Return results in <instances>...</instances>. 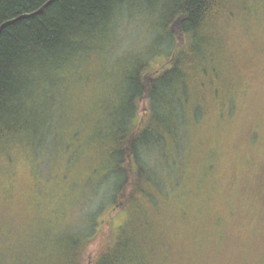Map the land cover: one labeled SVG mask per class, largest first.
Returning <instances> with one entry per match:
<instances>
[{
    "label": "trees",
    "instance_id": "16d2710c",
    "mask_svg": "<svg viewBox=\"0 0 264 264\" xmlns=\"http://www.w3.org/2000/svg\"><path fill=\"white\" fill-rule=\"evenodd\" d=\"M46 1L0 0V25L37 11ZM246 8L251 13L249 0H171L166 4L156 0H54L40 14L18 20L1 31L0 264H49L47 258L55 243L40 246L43 243L37 238L30 240L36 237L31 229V216L25 204L9 195L1 182L6 166L17 162L23 150L36 148L43 141L51 99L38 103V97L44 96L49 85L59 83L56 70L65 68L77 52L84 48L98 49L104 39L110 38L119 18L125 13L133 16V12L142 11L159 22L152 29L162 30L170 43L168 48L190 52L182 58L167 56L158 69L150 72L148 84L127 95L130 111L138 110L137 103L147 99L150 110L147 118L158 124L145 129L136 125L122 133L113 151L117 163L111 171L120 174L122 157L135 156L138 141L145 143L151 141L149 137H155L158 142L164 141L168 150L177 146L179 120L181 124L197 126L230 122L234 118L239 123L229 142L232 167L225 173V192L211 201V212L206 218L209 228L201 230L204 232L198 237L193 236L190 228L181 227L156 175L144 168L132 176L120 174L106 225L120 210L133 209L145 225L152 217L153 223L169 228V238L174 240V249H169L168 238L158 248L163 259L176 257L175 262L169 259L167 264H264V147H259L264 136L253 129L255 124L251 129L249 123L256 118L262 121L264 116V29H259L252 13H249L252 24L249 22ZM244 25L253 44L241 58L244 41L238 33H244L241 31ZM220 36L223 40L215 50L218 56L208 54L205 49L202 53L195 50V46L198 49L206 45L210 49L214 37L218 40ZM259 46L261 50L257 53ZM220 67L225 74L222 75ZM197 72L219 74L206 89L205 81H197ZM244 89L252 99L240 98ZM227 91L234 93L233 99L231 94L225 95ZM207 92L212 97L204 100ZM224 95L229 98L221 108ZM250 101L251 106L247 104ZM207 139L213 140L212 136ZM198 144L197 148L203 152L204 141ZM240 148L247 153H239ZM236 154L242 155L241 165ZM166 155L169 156V151ZM211 175L223 178L216 163L206 167L203 187ZM142 214L148 218L144 219ZM186 225L190 227L192 223ZM218 231L221 236L216 238ZM152 233L155 235V231ZM113 235L114 232L103 234L91 253L87 250L93 236L72 242L68 252L67 248L62 250L59 264H143L142 254L134 251L125 257L111 256L109 236ZM67 253L69 257L64 263Z\"/></svg>",
    "mask_w": 264,
    "mask_h": 264
},
{
    "label": "rangeland",
    "instance_id": "374dc122",
    "mask_svg": "<svg viewBox=\"0 0 264 264\" xmlns=\"http://www.w3.org/2000/svg\"><path fill=\"white\" fill-rule=\"evenodd\" d=\"M249 7L259 29H264V0H249ZM246 12L251 23L247 8ZM150 17L145 11L133 12V16L125 13L116 22L110 38L101 42H104L102 47L100 44L98 49L84 48L65 68L56 70L59 83L49 85L44 96L37 99L38 103L51 99L49 123L43 133V141L36 148L23 150L18 161L6 166L3 172L1 182L7 192L20 199L31 216V229L36 237L30 240L37 238L43 243L40 246L55 242L50 258H47L49 264H59L62 250L67 248L68 252L72 242H82L85 236H93L87 250L91 253L103 234L107 236L113 232L114 235L109 236L111 256L125 257L128 252L134 251L142 254L143 264H167L169 259L171 263L176 261L175 256L163 259L162 252L159 253L158 248L168 239L170 250L175 245L174 240L169 238V228L167 230L153 223L152 217L150 219L142 214L144 219L149 220L145 225L133 209L120 210L106 225V218L114 206L116 184L121 175L125 177V172L129 176L137 173L139 168L154 172L173 213L180 219L181 227L190 228L194 237L209 228L206 218L211 212V201L226 190L225 173L232 167L229 142L239 123L234 118L230 122L224 120L197 126L181 124L179 120L177 146L168 150L165 142H158L155 137H149L151 141L145 143L138 141L135 156L122 157L119 163L123 168L121 175L111 171L117 163L113 151L118 137L136 125L145 129L158 124V121L147 118L150 113L147 99L138 102V110H131V113L127 105L128 96L134 88H142L149 83L150 72L158 69L167 56L182 58L190 52L184 48H168L170 43L164 38L162 30L152 29L159 22ZM241 31L244 33L238 34L244 41L242 58L244 50L252 47L253 38L245 34V25L241 26ZM214 38L210 49L206 45L198 49L195 46V50L202 53L205 49L208 54L218 56L215 50L223 36L218 40ZM260 50L259 46L257 53ZM262 67L264 69V57ZM220 72L225 74L221 67ZM218 74L206 72L202 75L197 72L195 77L199 82L205 81L207 89ZM233 94L229 91L225 93L232 99ZM206 95L204 100L211 99L212 93L207 92ZM225 95L220 100L221 108L229 98ZM240 98L252 99L245 89ZM248 103L252 105L251 101ZM249 123L251 129L255 124L253 129L264 136V116L262 121L258 122L256 118ZM208 136H212L211 142ZM202 141L205 143L203 152L197 148ZM261 146L264 147L263 142H259ZM167 150L169 156L166 155ZM238 152L247 153L243 148ZM236 157H239L241 165L242 155L236 154ZM213 163L218 165V172L223 178L211 175L208 184L203 187L206 167ZM187 222L192 226L186 225ZM220 236L221 231H218L216 238ZM65 257L64 263H67L68 253Z\"/></svg>",
    "mask_w": 264,
    "mask_h": 264
},
{
    "label": "water",
    "instance_id": "95a60500",
    "mask_svg": "<svg viewBox=\"0 0 264 264\" xmlns=\"http://www.w3.org/2000/svg\"><path fill=\"white\" fill-rule=\"evenodd\" d=\"M54 0H48L46 1L42 6L41 8H39L37 11L35 12H32V13H29V14H22V15H19L18 17L14 18V19H11V20H8V21H5L3 22L1 25H0V33L1 31L8 25H11L13 23H15L16 21L18 20H21L23 18H27V17H30V16H33V15H38L40 14L46 7H48Z\"/></svg>",
    "mask_w": 264,
    "mask_h": 264
},
{
    "label": "snow or ice",
    "instance_id": "6c2138e0",
    "mask_svg": "<svg viewBox=\"0 0 264 264\" xmlns=\"http://www.w3.org/2000/svg\"><path fill=\"white\" fill-rule=\"evenodd\" d=\"M156 2L161 3V4H166L171 2V0H156Z\"/></svg>",
    "mask_w": 264,
    "mask_h": 264
}]
</instances>
